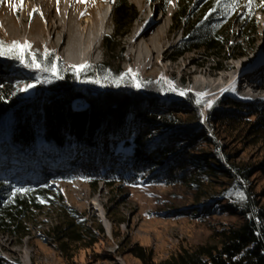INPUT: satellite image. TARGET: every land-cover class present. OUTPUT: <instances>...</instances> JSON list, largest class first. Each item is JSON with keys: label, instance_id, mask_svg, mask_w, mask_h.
<instances>
[{"label": "trees", "instance_id": "16d2710c", "mask_svg": "<svg viewBox=\"0 0 264 264\" xmlns=\"http://www.w3.org/2000/svg\"><path fill=\"white\" fill-rule=\"evenodd\" d=\"M159 1L166 11L174 0ZM230 3L178 0L173 20L183 33L179 55L203 50L219 58L226 53L232 21L247 14L242 0L234 9L228 7ZM113 13L115 33L102 41L106 61L78 74L55 60L52 52L47 56L34 53L41 68L55 66L57 75L0 57V158L11 144L38 161L41 157L53 162L68 160L70 165L51 179L64 184L81 181L95 192L102 183L114 190L150 178L167 185L192 186L218 206L220 201L239 199L243 204L233 208L242 220L218 231L217 241L183 249L163 261L140 246L133 254L142 264H264V205L257 202L250 185L256 171L264 173V159L256 165L236 164L215 135L208 133V127L214 131L218 123L221 126L230 118L247 117L255 124L252 135L264 133V101L234 104L235 109L223 111L216 122L212 108L207 127L202 122L204 103L196 96L189 94L180 101L179 94L162 83L158 86L139 79L140 91L120 63L116 64L124 50L115 38L131 27L136 9L129 0H115ZM26 79L34 85L31 97L19 89ZM161 104L169 108L164 110ZM41 149L45 153L36 157ZM221 179L222 187L213 188ZM45 209L60 210L57 225L48 234L63 251H69L72 244L83 245L87 239L91 244L98 239L50 182L22 184L0 178V233L21 241L31 233L32 218ZM107 217L115 225L124 222L114 219L111 211ZM98 229L105 232L100 223ZM0 264L10 263L0 256Z\"/></svg>", "mask_w": 264, "mask_h": 264}, {"label": "rangeland", "instance_id": "374dc122", "mask_svg": "<svg viewBox=\"0 0 264 264\" xmlns=\"http://www.w3.org/2000/svg\"><path fill=\"white\" fill-rule=\"evenodd\" d=\"M129 2L134 5L137 17L122 37L115 38L124 50L123 58L117 60L116 64L120 63L137 89L142 91L140 79L158 86L162 83L170 91L179 94L180 101L189 94L196 96L204 103L201 109L202 122L207 127L208 113L212 108L213 122H216L215 119L221 118L223 111L235 109L234 104L264 101V66H257L259 71L256 72L257 64H254L256 59L264 58V0H253L251 6L249 0H242L247 14L232 21L230 45L219 58L203 50L179 55L178 44L183 33L182 28H176L173 20L178 0H174L166 11L161 10L162 3L159 0ZM114 3L113 0H90L88 3L78 0H23L21 7L19 0H11V3L5 0L0 3V41L9 45L14 41L28 43L33 52H52L55 60L59 59L66 68L75 70L78 67L73 65L72 47L78 45L81 47V56L87 58L82 65H96L106 61V50L102 45L104 37L115 33ZM37 4L40 5L38 9L34 7ZM35 9L39 10L37 14ZM152 12L162 18V22L132 42L133 34ZM109 15L111 21L107 23ZM102 27L106 30L105 35L100 48L93 51L91 36ZM145 49L155 53L150 62L139 59ZM167 49L168 52L163 55L162 52ZM222 76L229 78L222 81ZM220 81L223 85L215 90L201 86L204 82L218 84ZM230 81L242 89H237L236 94H224L223 90ZM252 83L259 85L260 89L254 90ZM29 84L31 80L26 79L19 86L26 97L34 93L32 88L23 90ZM245 88L247 92H257V96L244 99L240 95L245 92ZM160 107L164 110L169 108L164 104ZM254 125L248 117L242 120L230 118L221 126L216 124L214 131L208 127V133L215 135L232 162L256 165L264 159V133L252 135ZM3 153L0 158V177L13 178L22 184L50 182V187L61 191L66 205L76 210L85 225L98 237L94 243L90 244L91 241L87 239L85 244H72L69 251H63L48 234V230L57 225L60 210L45 209L32 218L31 233L21 241L0 233V256L10 264H18L17 261L20 264H142L133 254L137 246L153 251L155 259L163 261L183 249L217 241L218 231L242 220L233 208L234 204L242 205L241 200L220 201L218 206L215 200H208L187 184L167 185L152 182L154 180L150 181L149 178L148 181L115 187L114 190L102 183L95 192L81 181L64 184L51 179L70 165L68 160L36 162V158L20 153L11 144ZM38 153L36 157L44 154V149ZM27 173L30 176L27 177ZM35 174L39 177L33 176ZM223 180L212 187L219 190ZM250 185L256 193L257 202L264 205V173L256 171L250 179ZM216 206L218 208H213ZM108 211H111L114 219L124 222L113 224L107 217ZM99 223L104 233L99 231Z\"/></svg>", "mask_w": 264, "mask_h": 264}, {"label": "bare ground", "instance_id": "6f19581e", "mask_svg": "<svg viewBox=\"0 0 264 264\" xmlns=\"http://www.w3.org/2000/svg\"><path fill=\"white\" fill-rule=\"evenodd\" d=\"M39 6L40 5L37 4L34 7L38 9ZM34 11H35V14H37L39 10L35 9ZM111 13H112V11L109 12V14H111ZM110 21H111V19H110V15H109V19H108L107 23L110 22ZM144 21H145L144 23L140 24V27L136 31V33L133 34L132 42H134L138 38L142 37L143 34L145 33V31L151 30L152 28H155V26L160 25V23L162 22V18L156 17L155 13L152 12L147 17H145ZM105 31H106L105 28L102 27V28L99 29V31H97L94 35L91 36L92 37L91 48H92L93 51L97 47L100 48L101 40L103 39V36L105 35ZM72 49H73V57H74L73 65H75L76 67H79V66H81L82 64H84L86 62L87 58H83L81 56V51H80L81 47L80 46L74 45L72 47ZM167 52H168V49L165 50L164 52H162V54L165 55ZM141 53L142 54H140V57H139L140 61H144L145 60L147 62H150L152 60L153 54H155V53H150L148 50H146V51L143 50ZM262 62H264V58L263 57L259 58V59H256L254 61V64L255 65L257 64V65L255 67H257L259 65H260L259 68L261 66H264V64H262ZM259 68L257 67V71L256 72L259 71L258 70ZM130 71L133 72V69L130 68ZM227 78H229V76H222V81H224ZM240 80H241V77H240ZM222 81H220L218 84L204 82V83L201 84V86L202 87L203 86H206V87L208 86L209 88H211V90H215L217 87H220V86L223 85ZM240 85H242V84H240ZM252 85H254L253 87H254V90H256V91L258 89H260L259 85H256V83H254V84L252 83ZM237 89L241 90L242 87L241 86L238 87L236 84H234V82L230 81L229 84L227 85V87L223 91L225 92L224 94H227L229 92H233L234 94H236L237 91H238ZM244 91L245 92L240 95L244 99H253V98H255L257 96V92L255 93V91H254V93L247 92L246 88L244 89ZM103 218H104V216H103ZM123 264H125V263L123 262Z\"/></svg>", "mask_w": 264, "mask_h": 264}, {"label": "snow or ice", "instance_id": "6c2138e0", "mask_svg": "<svg viewBox=\"0 0 264 264\" xmlns=\"http://www.w3.org/2000/svg\"><path fill=\"white\" fill-rule=\"evenodd\" d=\"M5 2V0H0V3ZM7 2L11 3V0H7ZM20 5L22 7L23 0H19ZM78 2L81 3H88L90 0H78ZM115 2V0H113ZM169 3L172 2V0H168ZM220 3H223L224 0H219ZM253 0H249V6L252 5ZM239 4V0H231V3L228 5L230 8H235ZM45 55H51V53H45ZM0 57H6L8 59H13L19 62L21 66L24 68H29L33 70H39V71H51L54 75H57L55 66L51 68H41L39 62L36 59V54L32 51V47L30 44H20L19 42H12V44H6L4 41H0ZM90 65H81L78 68H76V73H80L88 68H90ZM62 78V77H61ZM33 84H29L27 88L23 89L24 91H27L30 88H33ZM183 94V93H181ZM211 106V105H209ZM17 192L21 191H27L26 189H17ZM241 199H244L242 196Z\"/></svg>", "mask_w": 264, "mask_h": 264}]
</instances>
